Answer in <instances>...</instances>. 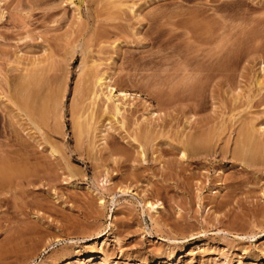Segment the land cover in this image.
<instances>
[{"label": "rangeland", "instance_id": "1", "mask_svg": "<svg viewBox=\"0 0 264 264\" xmlns=\"http://www.w3.org/2000/svg\"><path fill=\"white\" fill-rule=\"evenodd\" d=\"M81 47L114 86L76 145ZM220 51L222 76H182ZM48 56L58 101L38 130L17 83ZM240 126L264 143V0H0V143L32 167L0 185V264H264V156L232 158ZM190 135L204 144L181 158Z\"/></svg>", "mask_w": 264, "mask_h": 264}, {"label": "bare ground", "instance_id": "2", "mask_svg": "<svg viewBox=\"0 0 264 264\" xmlns=\"http://www.w3.org/2000/svg\"><path fill=\"white\" fill-rule=\"evenodd\" d=\"M153 39H154V37H153ZM155 41H157V40L155 39ZM152 43H153V41H152ZM79 45H80V43H79ZM86 47H88V46H86ZM86 47H84V49L81 47L82 53L80 54L81 59H80V65H79L80 66V72H78L79 73L78 77L80 80H79L78 84H76L77 86L74 89L75 92H73V94L75 95V97H72V98H74L75 101L72 99L71 103H73V102L74 103H73V107L71 105V109H70L71 117H72L71 119H72V124H73L72 125L73 126L72 130H73V134H74L73 136H74V140H75L76 145H78L79 142L82 143L85 140V138L88 136V134L90 132L92 133L93 127H95L94 128L95 131H98V127H96V125H94L92 122V119H93V116L95 113V106L97 105V101H99L97 98H99V96L102 97L101 95L103 94L104 98L107 97V99H111V97L109 95L112 94L111 90L114 86L111 83L112 82L111 81L112 76H110V74H106V72L98 71L99 63L97 64L95 59H93L91 57H90L91 58L90 59L88 57L87 52H89L88 51L89 49ZM85 48L88 50L86 51ZM47 55H48V53H47ZM193 57L194 56H189L188 58L185 57L186 60L181 58V60H184V61L183 62L181 61L182 64H180V65H183L182 69H180L182 76H184L186 78L189 77L190 81L193 80L192 78H196L195 76L201 74L203 71L217 72L218 75H220V76L223 75L227 62H226V58L223 55L222 51H220L218 53L214 62L213 61L211 62V59L208 58L206 60L205 66L199 65L200 63L196 62ZM51 60H52V57L48 56L44 61L43 60H39V61L34 60V61L29 62V64H27L23 68H21V73L19 76V78H20L19 83H17L18 84V86H17V92H18L17 96L18 97L16 96L17 99L15 100V104L17 106V109L20 112H22L23 115H25L27 117L30 125L34 126L36 129L38 128V130L39 129L42 130V128H40V127L43 126V123H44L46 117L48 116V112L53 111V109L55 108V104H57V101H58V90L53 89L54 87H51V84H50L51 82L49 81V76H48L49 71L53 70L52 65L56 66L51 62ZM55 64H57V63H55ZM106 79H108L109 81H108V83L105 84ZM116 83H117V79H116ZM42 86L45 87L44 94H40V92H39L41 90ZM103 86H104L105 90L108 87L110 88L108 91L109 95L108 94L105 95L102 92ZM97 87L102 88L101 90L99 89L100 93H99ZM188 89L189 88H187V89L182 88V90L180 89V92H185V90L187 91ZM120 92H123V91L121 90ZM123 96L126 97V94H124ZM84 101H88V103L87 102L85 103ZM84 103H85V105H84ZM119 108L120 107L116 106V104H115L112 112L106 113L103 110L104 111V114H103L104 121L106 120V122H107V120H108V122L105 124L112 125L111 124L112 120L115 121V117L120 114ZM71 110H73V111H71ZM110 110H112V109H110ZM120 121H121L120 123L122 126V124L124 123V119L122 118V120H120ZM116 122H118V121H116ZM18 123L20 126H24L23 130L27 129V131H28L27 133H29L28 136H30L32 139H35V137L32 136L35 134H32V132L30 133L29 132L30 129L25 127V126H28L29 123H27V124L25 123V125H24V121L21 119L18 120ZM249 127H250L249 131L251 133V131L253 129L251 130V126H249ZM241 129H243V128L240 126L238 132L236 133V137L234 140V146L232 148L231 154H232V158H234L240 164L248 165V164L254 162L256 159L263 158V156H264V143H262L261 141H260L261 143L259 141H257L258 138H256V140H255L254 137H257V136L253 135V133H254L253 131H252L253 133L251 135L248 131V128L244 127L243 130L247 129L246 131H241ZM100 131L101 130H99V133H100ZM43 132L45 134L47 133L45 131H43ZM48 133H49V131H48ZM146 133L147 132L143 133L144 138H147ZM256 133H257V131H256ZM144 134H145V136H144ZM41 135H43V134H41ZM39 137L41 138V136H39ZM45 137L47 138V134ZM40 138H38V139H40ZM48 139H50V137H48ZM185 139H186V141H183L181 143L179 142L180 146L177 147L178 150H180V152H181V155H180L181 158H183L184 156L190 157L193 154L195 155L196 151H198V150H196V148L199 146L201 147L204 144V139H202V137L198 138V137H196V135H192V136L190 135V136L186 137ZM48 141H47V139L43 138L42 140H39V143L40 144L45 143L46 145H49L48 149H46V148L45 149L48 150V153H49L48 155L50 157H52L53 159H56L57 158V157H55L56 154H58L60 152H58L57 149H55L53 147V145H52V144H54L53 142L52 143L50 142L51 144H49ZM92 144H94V142ZM22 146H23V144H20V146L18 147V144L16 146V144H14V143L13 144L5 143V142L0 143V185H3L4 183H6L7 181H9L12 178H20L26 174L31 173L32 167L27 163L28 162L27 160L30 159L31 157L26 156L25 158H23V157L18 156V152L20 151ZM54 146H56V145L54 144ZM93 146L95 147V145H93ZM93 146H91V147H93ZM56 148H57V146H56ZM22 149H25V148L22 147ZM47 158H49V157H47ZM147 204H149V203H147ZM150 207L155 208L153 205H151ZM77 258H75V259H77ZM76 262H78V261L76 260Z\"/></svg>", "mask_w": 264, "mask_h": 264}]
</instances>
